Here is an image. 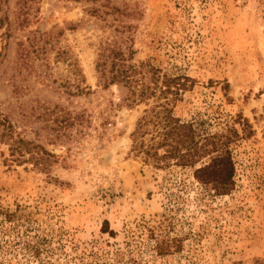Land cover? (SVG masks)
Returning a JSON list of instances; mask_svg holds the SVG:
<instances>
[{
    "label": "rangeland",
    "instance_id": "1",
    "mask_svg": "<svg viewBox=\"0 0 264 264\" xmlns=\"http://www.w3.org/2000/svg\"><path fill=\"white\" fill-rule=\"evenodd\" d=\"M108 45L180 80L173 116L229 142L228 193L143 153L161 97L106 87ZM0 120L51 155L12 162L0 127V264H264V0H0Z\"/></svg>",
    "mask_w": 264,
    "mask_h": 264
},
{
    "label": "trees",
    "instance_id": "2",
    "mask_svg": "<svg viewBox=\"0 0 264 264\" xmlns=\"http://www.w3.org/2000/svg\"><path fill=\"white\" fill-rule=\"evenodd\" d=\"M22 20L19 26L24 24L26 10H20ZM32 43V40H31ZM26 56V54L24 55ZM125 58V54L116 45H108L103 48L99 54L96 70L101 79L104 80L105 86L120 85L127 91V101L130 105L147 102L151 98L161 97V102L156 104L150 110V116H144L137 124L138 136L143 138L145 128L152 124L157 129L155 136L152 138V144L149 149L143 150L149 156L156 166H168L169 161H173L176 166L181 168H193V178L203 186L211 187L217 194H225L231 190L235 174V165L231 154L227 150V142L216 141L214 137H207L204 144L198 145L196 142V132L191 123H184L173 116V104L178 99L179 90L178 78L165 79L159 86L157 80L152 78L148 82L146 75L140 67L130 65ZM151 75L157 76L158 72L149 68ZM168 95L173 96L172 101ZM0 127L5 132L4 137L11 139L10 156L15 162L18 158H24L28 155L30 160L36 166H42L50 154L43 151L33 143L26 142L22 139H13L12 127L6 121L0 120ZM244 127V125H243ZM244 129V128H243ZM236 136L238 135L235 131ZM2 138V137H0ZM158 139L157 142L154 141ZM143 143L140 142L142 147ZM163 154L160 155L159 151ZM208 161L201 163L203 159ZM163 162V163H162ZM199 163L202 165L195 168Z\"/></svg>",
    "mask_w": 264,
    "mask_h": 264
}]
</instances>
